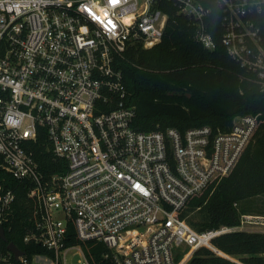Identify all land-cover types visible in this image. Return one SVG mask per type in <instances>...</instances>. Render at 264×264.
I'll use <instances>...</instances> for the list:
<instances>
[{
	"label": "built area",
	"instance_id": "obj_1",
	"mask_svg": "<svg viewBox=\"0 0 264 264\" xmlns=\"http://www.w3.org/2000/svg\"><path fill=\"white\" fill-rule=\"evenodd\" d=\"M221 16V42L264 90V0H0V168L30 182L33 229L26 241L52 250V264H93L82 242H102L114 264H187L202 247L230 260L215 239L264 233V214L198 230L191 196L228 175L259 125L236 115L210 125L139 130L119 58L160 42L171 11L188 17L204 47L217 42L207 20ZM46 137L66 167L45 175L35 142ZM16 192L0 184V225ZM80 258L69 263V251ZM0 264H15L12 251ZM23 264H29L24 254Z\"/></svg>",
	"mask_w": 264,
	"mask_h": 264
},
{
	"label": "trees",
	"instance_id": "obj_2",
	"mask_svg": "<svg viewBox=\"0 0 264 264\" xmlns=\"http://www.w3.org/2000/svg\"><path fill=\"white\" fill-rule=\"evenodd\" d=\"M171 17L160 42L151 47L135 46L119 58L127 90V102L136 107L134 126L139 130L210 125L227 130L239 114H256L259 125L254 140L243 152L232 171L216 184L214 181L201 193L190 197L188 204L201 206L202 218L189 219L198 230L237 224L241 213L260 211L252 197L264 195V90L254 75L227 52L221 42L222 25L218 9L207 20L217 46L208 49L197 40L191 20L171 11ZM40 170L45 175L62 171L64 159H56L46 137L35 142ZM0 184L16 192L12 219L4 224L7 241L0 237V251L9 253L7 244L14 242L24 251L30 264L37 254L52 255L46 246L26 241L33 229L34 202L29 196L30 182L21 181L0 168ZM186 211L183 212V214ZM71 243H81L93 264H114L102 253L108 248L102 243L82 242L76 238L75 227ZM215 243L240 262L214 254L202 247L187 264H264V233L235 231L222 234ZM15 264H23L11 254Z\"/></svg>",
	"mask_w": 264,
	"mask_h": 264
},
{
	"label": "rangeland",
	"instance_id": "obj_3",
	"mask_svg": "<svg viewBox=\"0 0 264 264\" xmlns=\"http://www.w3.org/2000/svg\"><path fill=\"white\" fill-rule=\"evenodd\" d=\"M223 178V177H222ZM222 178H220L216 184H218ZM252 200V201H251ZM249 201H251V204L253 206H257L260 207V211L259 210H255L252 213H256V214H264V195H257L252 197ZM201 206H193L192 208L189 207L186 208V214L188 215V220H200L202 218V212H200L201 210ZM80 252L78 249H72L71 251H69V263L71 262H75L78 261V259L81 257L80 256ZM44 256H46L45 254H37L33 257V262H31L30 264H52L50 259L45 258ZM235 260L240 262L239 258L235 256ZM3 264V263H2ZM10 264V263H8Z\"/></svg>",
	"mask_w": 264,
	"mask_h": 264
},
{
	"label": "water",
	"instance_id": "obj_4",
	"mask_svg": "<svg viewBox=\"0 0 264 264\" xmlns=\"http://www.w3.org/2000/svg\"><path fill=\"white\" fill-rule=\"evenodd\" d=\"M0 237L4 239L5 241L8 240L6 233H5V228L4 226L0 225ZM7 248L13 252L14 256L16 259H19L20 256L24 254V251L19 248L14 242H9L7 244Z\"/></svg>",
	"mask_w": 264,
	"mask_h": 264
}]
</instances>
